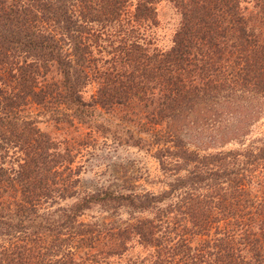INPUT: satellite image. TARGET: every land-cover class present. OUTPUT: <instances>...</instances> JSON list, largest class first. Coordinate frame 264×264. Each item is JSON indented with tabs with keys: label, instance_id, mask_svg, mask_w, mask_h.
<instances>
[{
	"label": "trees",
	"instance_id": "1",
	"mask_svg": "<svg viewBox=\"0 0 264 264\" xmlns=\"http://www.w3.org/2000/svg\"><path fill=\"white\" fill-rule=\"evenodd\" d=\"M157 1L0 0V264H264V0ZM96 135L165 188L80 190Z\"/></svg>",
	"mask_w": 264,
	"mask_h": 264
},
{
	"label": "rangeland",
	"instance_id": "2",
	"mask_svg": "<svg viewBox=\"0 0 264 264\" xmlns=\"http://www.w3.org/2000/svg\"><path fill=\"white\" fill-rule=\"evenodd\" d=\"M136 1V0H133ZM157 26L152 29V45L158 49H167L171 45L173 34L178 26L179 16L167 0L156 3ZM40 127L55 137L59 135L51 124H40ZM254 134L264 132V118L253 128ZM97 142L94 149L89 148V154L79 158L82 166L79 174L80 190H95L101 187H111L117 190L130 189L135 193L144 191L160 192L166 186L167 178L161 175L158 165L152 157L154 149H140L117 145L108 141L101 143L102 138L96 135ZM146 137V136H145ZM236 144H229L225 148H236ZM77 162V161H76ZM94 213H97L95 211ZM142 255L141 248H135L131 254L122 259L110 260L115 264H126L127 259Z\"/></svg>",
	"mask_w": 264,
	"mask_h": 264
}]
</instances>
